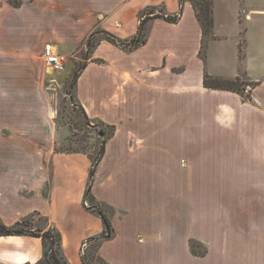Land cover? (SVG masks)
<instances>
[{"label":"crops","instance_id":"obj_1","mask_svg":"<svg viewBox=\"0 0 264 264\" xmlns=\"http://www.w3.org/2000/svg\"><path fill=\"white\" fill-rule=\"evenodd\" d=\"M150 7L180 14L178 21L149 14L145 42L129 49L102 36L132 39ZM212 35L201 57L202 28L188 0H25L18 7L0 0V114L34 128L0 133V218L7 225L31 214L47 218L69 264H85L79 251L87 239L102 264H264V181H252L247 170L264 178V0H213ZM48 42L65 58L82 51L73 98L89 120L112 128L91 186L110 209L108 236L101 216L84 204L89 153L56 151L69 129H48ZM241 47L251 99L206 87L205 73L241 76ZM71 72L72 63L66 77ZM225 180L242 187L239 197L255 210L219 204L194 214L189 186ZM178 186L184 197L171 195ZM192 214L195 230L183 223ZM71 231L78 233L75 250ZM192 238L202 254L191 252ZM43 252L40 237L0 236L4 264H33Z\"/></svg>","mask_w":264,"mask_h":264},{"label":"rangeland","instance_id":"obj_2","mask_svg":"<svg viewBox=\"0 0 264 264\" xmlns=\"http://www.w3.org/2000/svg\"><path fill=\"white\" fill-rule=\"evenodd\" d=\"M13 1L23 2L25 0H13ZM98 37H102V36L100 35L95 36V39H97ZM210 39H211L210 36H207L205 38L207 44ZM240 44L242 46V41L240 42ZM61 51L64 54L67 53L65 47H61ZM81 52L82 51L77 53V55H75L74 58H69V56L67 55V58H66L67 67L61 71H46L45 63H43L44 64V91L48 93L49 95L48 98L45 97V100L49 102V108L54 109V113L49 116L54 122H50L51 128H48V129L50 132L53 129V127H57V126H65L69 129L68 133L70 134L69 136H67V140L65 141V143L60 146H54L56 151L88 152L89 155L93 157L98 153V151L102 147L103 142H104V136L107 134H110L112 132V128L103 125L99 121L89 120L87 116L84 115V112L81 110V107L77 104V102L73 98V95H72L73 90L69 88V84L72 81V74L74 73V71L77 70L78 67L82 66V62L84 59L82 58ZM204 54H205L204 55L205 57L206 52H204ZM240 54L241 52H239V67H240L239 69H240L241 76H237V77H239L243 81H247V78L245 77L243 73V66L241 62L242 58L240 57ZM71 63L73 67V72L70 73L71 76L69 75L68 77H66L70 72ZM250 88H251V85L245 86L242 84L241 91L246 93L247 91L250 90ZM1 92L8 93V91H2V90ZM244 99H247V98H244ZM30 126H31V123L25 124L20 121H9V118H6V116L3 115L2 113L0 114V133H24L26 131L25 129L29 131L34 130V128ZM219 158L220 160L225 161L226 155L220 156ZM77 164L81 165L82 163L78 162ZM249 167H247V170L250 171L249 175L252 176L251 177L252 181H259V182L264 181V178L262 180L258 178V175H260L261 172L255 174V171L252 170L254 168H251V165H249ZM79 168L80 167L76 168L75 175L80 173ZM66 176L67 177L70 176L71 179L73 177L70 174ZM239 176H242V174H239L238 177ZM263 177H264V174H263ZM235 178L237 179L236 174H235ZM75 185L76 184L71 185L69 183V187L71 189L70 191H75L76 189ZM262 187L264 189V182L262 184ZM189 189H191L193 192L195 191L194 196H193L194 201L190 202L189 205H191V210H193V212L194 211L197 212V214H199L202 209H211V208L213 209L214 207L217 208L219 204L222 205L223 208H230V209L232 208V209H237L241 211L242 210H246V211L255 210L256 208L254 206V203L250 204V203L244 202L243 199L239 197L240 194L244 193L242 187L231 185L228 180H225L224 183H221V182L219 183V181L217 182L214 181L212 183L209 181V183L204 186H201L200 184L191 185L189 186ZM61 194L62 193H59V195ZM173 194H178L179 196L183 195L181 197H184V190L183 188H181V186H178L174 191L173 190L171 191V195ZM72 197H74V195H72ZM84 204L86 207L92 205L94 212H96L97 209H100L104 214H106L107 217L110 213L109 207L105 206L101 202H98L97 200H95V198L91 199L90 197H87V200L84 201ZM182 208H183L182 212L186 213L188 210V203H185V201H183ZM194 214H192L190 217L188 215L187 216V218L189 217L188 219L185 217L183 219V223L188 224L189 226L188 228L191 230H195L196 228L197 220L195 219ZM20 220H27L29 225L23 226V228L27 230H32V229L35 230L36 228L40 230H45L48 227L47 225L48 222L45 220V218L37 214H31L30 216H27ZM104 228H105V236L106 235L108 236L110 231L106 229L105 224H104ZM68 235L70 237L69 242L71 245V249L75 250V244H76L78 233L77 231H71L70 233H68ZM93 242L94 240L92 239H87L83 241L81 244L79 253L81 254V256L84 255L86 257L89 264H102V261L98 258V256L97 257L95 256L96 255L95 248L94 246H91ZM95 243L96 242H94V244ZM189 244H190V240H189ZM196 250L202 251V248L198 245V247H196ZM179 259L180 258H178L177 260Z\"/></svg>","mask_w":264,"mask_h":264},{"label":"trees","instance_id":"obj_3","mask_svg":"<svg viewBox=\"0 0 264 264\" xmlns=\"http://www.w3.org/2000/svg\"><path fill=\"white\" fill-rule=\"evenodd\" d=\"M10 3L18 7L22 1H13L9 0ZM184 0H182L183 2ZM191 2L194 10L197 20L199 21L201 28H202V41H201V48H200V56L204 57V52H206L207 48V42L205 38L207 36L213 37V0H188ZM146 15L140 22L137 34L130 40H122L114 36L113 34L106 32V31H100L102 36L112 42L116 45H119L123 48H133L138 46L139 44H142L145 42V29L144 24L146 19L149 17V14H152L153 17H161L164 20L168 22L175 23L178 21L179 15H167L163 13L162 10H156L154 7L147 8L144 12ZM93 35L89 38L87 42V47H90L93 45ZM240 57L243 58L242 48H240ZM82 66L78 67L77 70L74 71L72 74V81L69 84V88L73 89L75 81L78 77V72L81 69ZM243 85H251L253 86V82L251 81H243L239 77L236 78H230V77H224V76H212L207 73L204 75V85L209 88L213 89H221V90H229L234 91L239 94H241L244 98L250 99L251 98V91H247L244 93L241 91V86ZM83 111V109L81 108ZM84 112V111H83ZM84 115L87 116L84 112ZM70 152V151H67ZM104 154V142L100 150L95 156H91L92 159V167L89 172V184L87 186V189L85 190V201L87 200V197H90L91 199H94L93 194L91 193V186L93 183V177L96 170V167L101 160L102 156ZM88 209L94 211L93 206H88ZM96 212L101 216L105 227L108 231H110L111 223L109 218L104 214L100 209H97ZM41 216V215H39ZM45 220L48 222V219L45 218ZM49 224V223H48ZM29 225L27 220H18L12 225H7L1 218H0V236H8V235H33L41 238L44 252L42 257L35 262L34 264H69L67 259L65 258L63 251H62V244H61V233L51 224L48 225V227L45 230H40L36 228L35 230H27L24 229L23 226ZM196 247H198V243L195 239L190 240V248L193 254H202V251L196 250ZM82 261L85 264H89L86 257L84 255L81 256ZM89 260V259H88ZM0 264H4L0 262ZM22 264H30L28 262L22 263Z\"/></svg>","mask_w":264,"mask_h":264},{"label":"built area","instance_id":"obj_4","mask_svg":"<svg viewBox=\"0 0 264 264\" xmlns=\"http://www.w3.org/2000/svg\"><path fill=\"white\" fill-rule=\"evenodd\" d=\"M42 57L47 71L64 70L66 58L55 49L52 43H45Z\"/></svg>","mask_w":264,"mask_h":264}]
</instances>
